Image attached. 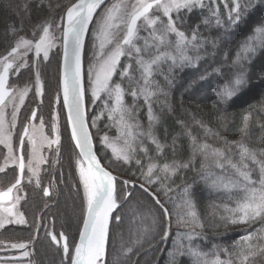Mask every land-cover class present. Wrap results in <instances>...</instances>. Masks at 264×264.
<instances>
[{
    "label": "trees",
    "instance_id": "trees-1",
    "mask_svg": "<svg viewBox=\"0 0 264 264\" xmlns=\"http://www.w3.org/2000/svg\"><path fill=\"white\" fill-rule=\"evenodd\" d=\"M76 1L0 0V56L7 54L19 36L32 39L34 32L41 34V25L63 22L67 8ZM234 3L235 0H201V5L190 11L181 9L179 13H172L179 30L189 38L195 30L198 39L195 47L189 45L185 49L189 60L177 59L174 63L166 59L154 68L151 90L155 95L147 103L143 96L133 98L127 94L128 80L121 77V69L132 63L131 74L139 79L140 73L134 70V60L121 58L112 83H120L126 88L124 103L131 110L129 122L139 125L134 131L146 133L149 130L151 105L156 117L151 122V133L161 146L159 151L152 138L137 135L134 141H130L134 149L129 150L130 161L118 159L104 142L107 136L110 143L123 148L127 138L121 137L116 120L108 115V108L114 101L106 93L94 102L86 95L88 122L97 152L103 163L119 177L118 206L110 220L103 264H193L190 256L175 255L178 245H183L182 250L187 253L189 242L186 237L189 234L195 235L192 247L206 253L204 259L208 261L218 255L221 261L239 264L238 257L242 248L246 250L245 237L249 234L254 237L253 245L264 244V219L257 218L250 223L232 222L236 217L230 210L236 209L243 193L237 190L228 193L212 186L217 177L239 179L232 164L242 171H250L252 180L257 182L253 186H258L259 165L247 157L241 158L240 145L255 153L258 161L264 162V48H257L254 55L249 54L250 60L241 61L239 65L235 63L241 46L249 36L255 35L254 29L264 27V0H239L241 5H248L247 13L239 21L229 19V13L233 17L236 15ZM155 14L167 22L161 13ZM96 20L86 39L84 69L90 61V38ZM147 34L144 30L140 32L141 36ZM168 38L173 42L176 39L174 34ZM138 43L142 45L143 41ZM240 71L246 73V83L239 91L231 99L217 95L222 86ZM34 74L35 69L30 65L21 72V82H32ZM41 75L44 95L38 110L49 115L56 96L60 98V61L56 54L42 66ZM85 85L87 87L86 81ZM32 96L35 97L32 93L26 108L38 104ZM61 101L64 122L60 126V142L43 165L41 186L26 187L27 195L21 205L26 223L9 224L0 229V245L27 242L34 264H70L72 251L66 256L61 244L53 241L51 236L61 238L62 233L68 237L69 250H72L87 209L76 164L79 155ZM204 146L207 148L201 150ZM173 161L188 167L178 168L174 175L158 167L153 171L154 182L149 184L146 181L143 173L150 163L162 166ZM245 164L247 168L243 167ZM13 173L15 171L5 172L0 177L1 182H12ZM45 187L50 190L49 196L45 195ZM186 187L187 198L194 205L195 218L187 215ZM72 190L76 192L77 204L76 209L70 211L65 205ZM162 208L167 209V214ZM146 214L150 218L145 217ZM138 228L144 231L136 232L135 236L129 233ZM165 233L166 239L163 238ZM126 235L129 239L122 243L121 237ZM170 252L174 253L175 259L169 256ZM248 264H264V255L250 259Z\"/></svg>",
    "mask_w": 264,
    "mask_h": 264
},
{
    "label": "snow or ice",
    "instance_id": "snow-or-ice-1",
    "mask_svg": "<svg viewBox=\"0 0 264 264\" xmlns=\"http://www.w3.org/2000/svg\"><path fill=\"white\" fill-rule=\"evenodd\" d=\"M104 3V0H77L76 3L69 6L66 10V30L64 36V78H63V102L67 105V119L71 123V137L75 141V147L79 149V159L76 164L79 168L80 180L83 184L85 195L87 198V216L83 221V228L79 235V242L73 246L74 254L70 258V264H103V258L106 252V243L108 237L109 220L112 211L117 207L115 198V181L116 177L107 171L100 163L95 152L93 151L92 134L89 131L85 120V110L83 104L84 88L82 83V62L81 53L84 43V36L88 30L89 24L93 20V16L97 9ZM196 5H201V0H116L110 7H107L100 23L97 26V38L99 40L98 50L96 53V64L90 68L92 73V96L94 100L101 98V93H106L110 100L114 101L111 108H108L110 118L116 120L120 128L121 137H127L124 140V147H118L114 142L110 143L107 136L104 137V142L112 148L113 153L118 159H123L125 162L130 161L129 150L131 148L130 141H134L137 135H147L152 138V142L157 145L159 151L161 146L152 137L151 122L156 120L152 114L151 105L149 104V121L150 127L146 133L134 131L138 129V124L129 122L131 118V110L124 103L126 88L120 83H112V77L117 72V67L120 65L122 57H127L129 60H134L136 65L135 71L140 73L139 79L134 77L130 69H133V64H127L121 69V77L128 80L127 94L133 98L143 96L147 103L150 98L155 95L151 90V80L155 67L166 60H172L174 63L177 59L184 61L190 58L185 55V49L191 45L196 46L198 32L193 31L191 37L187 36L177 27V22L172 18V13H179L181 9L189 11ZM248 5H241L239 0H235L233 11L235 17L229 13V19L239 21L243 19L247 13ZM161 13L167 18L165 23L161 20ZM217 19V23H219ZM159 25V27H157ZM51 24L45 23L40 26V33H33V38L29 39L24 36H19L14 45L7 51V54L0 56V144L8 149V156L5 158V165L11 160L12 163L18 166L19 177L6 190H0V212L6 214L4 219H0V228L4 227L5 223H24L23 214L14 211L19 204L21 196L20 185L24 179L25 169L27 168L31 177H36V183L39 184V165L46 163V160L41 156L40 149L45 143L51 147L52 144L59 145L60 136L58 128L55 139L43 135V120H40V137L39 144L37 142L36 125L31 124L25 126L18 138V147L13 149L12 132L9 130L15 128L19 107L23 104L24 98L28 92V87L25 86L22 90L10 88L8 85L10 70L15 69L13 74H17L21 67H27L25 57L29 52H34L35 57L39 59L43 54V59L48 58L49 50L53 46L54 35L50 31ZM150 29V31H148ZM144 30L148 34L141 36L140 32ZM15 32V30H13ZM255 35L249 36L246 42L241 46V53L237 54L236 64H241V61L250 60V55H254L257 48H264V27L258 26L254 29ZM174 34L175 41L169 40V35ZM138 41H143L141 45ZM109 46H111L109 48ZM107 49V51H106ZM154 49V51H153ZM171 49V51H169ZM175 53V55L173 54ZM19 61V63H17ZM246 73L240 71L232 80L222 86L217 95L223 99H231L240 86L246 83ZM36 83L39 86L38 90H42L40 83L39 72H36ZM135 85V87H132ZM16 93L13 95V93ZM12 105L11 119L8 120L6 111L8 105ZM103 115V113L101 114ZM127 117V118H126ZM32 120L36 119V113H32ZM29 127L32 128L30 133ZM55 128V125H54ZM28 139L30 144L29 158L25 163L24 154V138ZM204 146L201 150L206 149ZM241 158L256 162L259 165L260 179L258 186L251 178L250 171H242L235 164L231 166L237 170L239 179H225L217 177L213 179L212 186L217 189H222L225 192L231 193L237 190L243 193L242 200L238 202L236 209L230 210L231 214L236 217L235 222L250 223L257 218L264 219V162L258 161L255 153L251 152L247 147L240 145ZM147 150L145 149V152ZM138 164L139 160L136 161ZM35 164V166H34ZM160 168L165 173L175 174L180 167L187 168V164H178L173 161L171 164L164 163L159 166L155 163H150L147 171L144 174L146 181L153 183V171ZM218 167H223L218 164ZM247 168L245 164L243 166ZM5 168L0 166V172H4ZM127 184L129 181H124ZM143 188V185H141ZM49 192L45 189V195ZM167 193L165 192V195ZM185 204L189 211L187 215L192 218L196 217L194 205L188 197V188H185ZM157 203L159 201L157 200ZM164 214H167V209H163ZM62 248L67 256L69 253L68 237L63 236ZM164 239L167 238L165 233ZM195 238L194 234L187 235L188 240L187 253L182 248L183 245L176 246L175 255H188L193 259V264H231V261H221L217 255L215 259L208 261L204 259L207 254L199 251L198 247L194 248L191 241ZM51 239L60 244L56 235H52ZM254 237L249 234L245 237L246 250L241 249L238 260L239 264H248V261L256 256L264 255V244L259 246L253 245L251 241ZM175 245V242H174ZM13 248H26L25 244H13ZM226 251V250H225ZM29 253L24 252L27 256ZM174 253L170 252L169 256L175 259Z\"/></svg>",
    "mask_w": 264,
    "mask_h": 264
},
{
    "label": "rangeland",
    "instance_id": "rangeland-1",
    "mask_svg": "<svg viewBox=\"0 0 264 264\" xmlns=\"http://www.w3.org/2000/svg\"><path fill=\"white\" fill-rule=\"evenodd\" d=\"M116 0H113L108 6H104L102 9L99 11V15L95 18H97L95 25L92 28V33H91V38H90V61L87 62L86 64V69H84V81H86L87 83V87L85 85V95H88L90 98H92L93 102L96 101L93 99L92 96V87H91V82H92V73L90 72V68L96 64V60H97V50H98V44H99V40L97 38V26L100 23V19L104 14V11L107 7H110L113 3H115ZM63 26H64V21L63 22H59L55 25H52V27L50 28V31L52 32V34L54 35L55 39L53 40V46L50 48L49 50V54H48V58L47 59H43V54H41V57L39 59H37L35 57L34 52H29L27 54V56L25 57L26 61H27V67H29L30 65H32V67L35 69V74L33 76V80L32 82L30 80H28L27 82H21L23 81V77L20 76L21 72L26 69L27 67H21L18 71L17 74H13V72L15 71V69L10 70L9 73V87L10 88H15L17 91L18 90H22L25 88V86L28 87V92L24 98V102L23 104L19 107V112L17 114V120H16V124H15V128H11V126L9 125V130L12 132V144H13V149L16 150L18 147V138L20 137L23 128L31 121V124L36 125L37 128V142L39 144V137H40V130H39V126H40V120H43V135L49 137V139H55V136L57 135L56 132V128H58V131H60V126L61 124L64 122L63 119V114H62V109L60 106V98L58 99V97L56 96V100H55V104L52 105V109L50 110V114L49 115H45L42 114L39 110L38 107L39 104L42 103V99H43V95H44V82L42 79V75H41V68L42 66L50 60L51 56L56 54L57 58L60 61V92L61 93V65H62V56H63ZM86 45V44H85ZM111 46H109L110 48ZM85 49V48H84ZM107 51V49H106ZM83 61H84V53H83ZM43 62V64H42ZM17 63H19V61H17ZM39 72L40 75V83L42 85V90H38V85L36 83V72ZM34 94V96H32L36 101V103H38L37 105L33 104L31 107L26 108V105H29L30 102H28L31 94ZM16 93L14 92L13 95H15ZM102 94V93H101ZM62 102V101H61ZM63 105V104H62ZM7 113H8V120L10 121L11 119V112H12V105L9 104L7 109H6ZM36 111V119L32 120L31 116L32 113ZM66 113V111H65ZM66 118H67V114H66ZM67 123H68V119H67ZM55 125V128H54ZM69 125V123H68ZM70 129V128H69ZM29 131L31 133L32 128L29 127ZM71 134V132H70ZM72 138V137H71ZM58 147V145L56 144H52L51 147L48 146L47 143H45L43 145V147L40 149V154L41 156H43V158L46 160L50 155V153L52 151H54L56 148ZM29 149H30V144L28 142V139L26 138L25 140V144H24V154H25V163L27 164L28 162V158H29ZM8 156V149L0 144V166H3L5 168L4 172H0V177L7 171H15V173H13V179L11 180L12 182H9V184H5L4 182H1V178H0V190H6L9 186H11V184H13L15 182V180L18 177V166L14 163L11 162V160L8 161L7 165H5V158ZM46 163H41L39 165V184L36 183V177H31V182L29 181V177H30V173L28 172L27 168L25 169V173H24V179L23 182L20 185V192L19 195L21 196V199L19 201V204L16 206V208L14 209V211H16L17 213H22L23 214V219H24V223H10V224H25L26 223V218L24 213L22 212V202L23 200L26 198L27 192H26V187L29 185H36L37 187H40V177H41V173H42V168L43 165ZM35 166V164H34ZM78 173H79V168H78ZM80 178V176H79ZM82 183V182H81ZM48 188V187H47ZM46 187L44 188L47 189ZM49 189V188H48ZM50 192V190H49ZM85 192V191H84ZM86 197V195H85ZM87 201V198H86ZM76 204H77V196H76V192L74 190H72L71 193H69L68 198H66V207L68 209H70V211H73L76 209ZM118 204V203H117ZM87 210V209H86ZM6 217V214L0 212V219H4ZM145 217L150 218V215H145ZM9 225V223H5L4 226ZM1 229V228H0ZM144 231L143 229L138 228V230L133 229L130 230L129 233H133L134 236L136 234V232H141ZM131 236V235H130ZM129 239V237L126 236H122L121 240L122 243L123 241H127ZM57 240L61 241L60 237H57ZM13 244H25L28 245L27 242H17V243H4L3 245H0V264H34L31 259L30 256L32 255V250L29 249V247L27 246L26 248H13L12 245ZM62 246V242L60 243ZM27 251L29 254L27 256L24 255V252ZM71 252V257L73 256V248L72 250H69ZM122 251V248L120 249V252ZM119 255V253H118ZM104 259V258H103ZM118 260H120V258L118 257Z\"/></svg>",
    "mask_w": 264,
    "mask_h": 264
},
{
    "label": "water",
    "instance_id": "water-1",
    "mask_svg": "<svg viewBox=\"0 0 264 264\" xmlns=\"http://www.w3.org/2000/svg\"><path fill=\"white\" fill-rule=\"evenodd\" d=\"M110 0H104V3L100 6V8H98L97 9V11H96V13L94 14V16H93V20H92V22L89 24V26H88V30H87V32H86V34H85V36H84V43H83V48H82V53H81V62H82V83H83V88H84V97H83V104H84V110H85V120H86V123H87V126H88V128H89V131L91 132V134H92V131H91V129H90V126H89V122H88V113H87V104H86V95H85V81H84V69H83V53H84V48H85V44H86V39H87V35H88V33H89V30H90V28H91V25H92V23H93V21H94V19H95V17L97 16V14L99 13V11L109 2ZM77 2V1H76ZM75 2V3H76ZM74 4V3H73ZM66 27H67V25H66V13H65V16H64V26H63V32H64V30H66ZM61 75H62V78H61V81H62V83H61V93H60V100H62V102H63V78H64V36H63V56H62V65H61ZM8 83H9V79H8ZM63 105H64V108H65V111H66V114H67V116H68V109H67V105L66 104H64V102H63ZM35 113H36V111H34ZM31 118H32V116H31ZM68 123H69V128H70V132H71V123L68 121ZM27 125H29V123L27 124ZM26 125V126H27ZM24 140H26V137L24 138ZM72 141H73V144H74V146H75V141L72 139ZM92 142H93V151L95 152V154H96V156H97V158L99 159V161H100V163H101V165L107 170V171H109V172H111L112 174H113V176H115L116 177V181H115V186H116V191H115V198H116V194H117V181H118V176L115 174V173H113L104 163H103V161L101 160V158H100V156H99V154H98V152H97V148H96V145H95V141H94V138H93V134H92ZM76 148V147H75ZM76 150H77V152L79 153V149H77L76 148ZM18 177H19V170H18ZM17 177V178H18ZM23 182V181H22ZM132 186H134V184L132 183ZM47 190H48V192H49V189L47 188ZM50 195V192H49V194L48 195H46V196H49ZM118 206V205H117ZM117 208V207H116ZM116 208L112 211V213H111V216H110V220H111V217H112V215H113V212L116 210ZM86 216H87V210H86V214H85V217H84V220L86 219ZM110 220H109V227H108V235H109V228H110ZM82 228H83V224H82V227H81V230H80V232L82 231ZM80 235V234H79ZM61 242L63 243V240H62V238H61ZM79 242V237H78V240H77V242H76V244ZM107 242H108V237H107ZM106 247H107V243H106ZM73 254H74V252H73Z\"/></svg>",
    "mask_w": 264,
    "mask_h": 264
},
{
    "label": "flooded vegetation",
    "instance_id": "flooded-vegetation-1",
    "mask_svg": "<svg viewBox=\"0 0 264 264\" xmlns=\"http://www.w3.org/2000/svg\"><path fill=\"white\" fill-rule=\"evenodd\" d=\"M9 81H10V79H9Z\"/></svg>",
    "mask_w": 264,
    "mask_h": 264
}]
</instances>
